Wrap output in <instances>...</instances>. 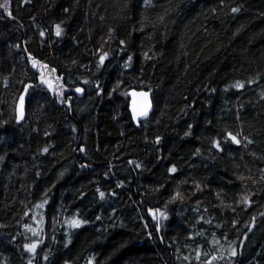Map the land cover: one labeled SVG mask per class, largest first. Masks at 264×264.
I'll use <instances>...</instances> for the list:
<instances>
[{"label":"trees","instance_id":"1","mask_svg":"<svg viewBox=\"0 0 264 264\" xmlns=\"http://www.w3.org/2000/svg\"><path fill=\"white\" fill-rule=\"evenodd\" d=\"M218 245L264 264V0H0V264Z\"/></svg>","mask_w":264,"mask_h":264},{"label":"water","instance_id":"2","mask_svg":"<svg viewBox=\"0 0 264 264\" xmlns=\"http://www.w3.org/2000/svg\"><path fill=\"white\" fill-rule=\"evenodd\" d=\"M77 89H81L82 91H77ZM74 92L78 97H82L85 92V88L82 86H78L74 89ZM143 93H146L147 96L141 95ZM150 104V107L148 109L147 116H140L139 112L147 105ZM129 110L132 115V119L135 122V124H139L140 122L146 120L150 117L154 110V102L152 99V94L150 90L147 89H139L134 88L129 93ZM21 112L23 115L21 116ZM19 116L20 119H24L25 117V104L24 100H21L19 105Z\"/></svg>","mask_w":264,"mask_h":264},{"label":"rangeland","instance_id":"3","mask_svg":"<svg viewBox=\"0 0 264 264\" xmlns=\"http://www.w3.org/2000/svg\"><path fill=\"white\" fill-rule=\"evenodd\" d=\"M217 252L215 253L211 247H208L206 250L202 249V246L199 247L197 253L194 254L193 260L194 264H234L233 259L226 252L233 255L234 251H231L228 248L218 245ZM189 264V263H188Z\"/></svg>","mask_w":264,"mask_h":264},{"label":"snow or ice","instance_id":"4","mask_svg":"<svg viewBox=\"0 0 264 264\" xmlns=\"http://www.w3.org/2000/svg\"><path fill=\"white\" fill-rule=\"evenodd\" d=\"M234 11H236V10L234 9ZM60 34H61V29H60L59 26H57V28H56V35L59 36ZM237 87H243V85H239V84H238ZM77 91H82V90H81V89H77ZM141 95H144L145 97L147 96L146 93H143V94H141ZM149 107H150V104H147V105H146V106H145V107L139 112V115H140V116H147ZM22 115H23V113L21 112V116H22ZM232 139H233L236 143H239V141L236 139V137L233 136ZM45 151H47V149H45ZM172 171L175 172L176 169L173 168ZM101 195H103V194H101ZM72 223H73L74 226H77V227H78L79 224H80V221H76V220H74V221H72ZM232 254L235 255L236 253L233 252Z\"/></svg>","mask_w":264,"mask_h":264},{"label":"bare ground","instance_id":"5","mask_svg":"<svg viewBox=\"0 0 264 264\" xmlns=\"http://www.w3.org/2000/svg\"><path fill=\"white\" fill-rule=\"evenodd\" d=\"M78 86H82V87H84L83 85L78 84V85H76L75 87H73V91H74V89H75L76 87H78ZM84 88H85V87H84ZM74 94H75V96H77L75 92H74ZM77 98H78V96H77ZM79 98H80V97H79Z\"/></svg>","mask_w":264,"mask_h":264}]
</instances>
